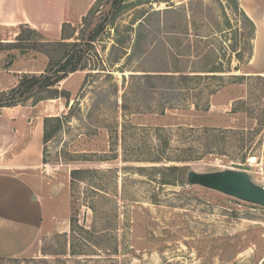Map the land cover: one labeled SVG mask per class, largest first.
Here are the masks:
<instances>
[{
  "label": "rangeland",
  "instance_id": "1",
  "mask_svg": "<svg viewBox=\"0 0 264 264\" xmlns=\"http://www.w3.org/2000/svg\"><path fill=\"white\" fill-rule=\"evenodd\" d=\"M235 1L124 0L115 12L114 0H97L87 22L67 29L73 42L104 26L86 69L58 84L72 99L44 146L55 196L43 234L34 252L0 264H264V207L187 179L190 169L243 167L264 185V0H240L258 27L255 60L233 70L245 77L213 95L219 79L206 78L200 97L184 90L161 100L169 79L144 77L141 88L133 76L235 67L238 34L251 28ZM31 39L26 51L0 43V64L41 73L57 61V45ZM172 165L185 177L164 183ZM78 168L92 169L88 180L72 181Z\"/></svg>",
  "mask_w": 264,
  "mask_h": 264
},
{
  "label": "crops",
  "instance_id": "2",
  "mask_svg": "<svg viewBox=\"0 0 264 264\" xmlns=\"http://www.w3.org/2000/svg\"><path fill=\"white\" fill-rule=\"evenodd\" d=\"M96 1L0 0V43L15 42L23 25L37 30L44 41L62 40L64 24L76 27ZM11 29L17 30L8 36ZM255 55L254 51L252 61ZM27 72L0 64L1 76L9 79L5 84L0 81V92L16 86ZM67 105V99L56 97L0 108V258L34 252L43 234L46 201L55 196L42 174L46 166L44 120L58 116L57 111Z\"/></svg>",
  "mask_w": 264,
  "mask_h": 264
},
{
  "label": "trees",
  "instance_id": "3",
  "mask_svg": "<svg viewBox=\"0 0 264 264\" xmlns=\"http://www.w3.org/2000/svg\"><path fill=\"white\" fill-rule=\"evenodd\" d=\"M124 0H114L116 4L115 12L120 9L123 5ZM235 8L236 14H238V20L246 25L249 23L250 30L246 31L243 30L238 34L236 47L238 50L235 52V59L237 60L238 64L235 67H232L231 64L229 68H225L224 63L218 61L215 63L214 66L207 68L205 70H192V71H185V70H168V72L163 74H151L145 73L137 77L136 85L141 88L144 86L139 82L141 78H153L158 76L160 78L169 79L171 82L170 86H166L165 88L161 89L162 99L169 98L168 94L176 93L177 95H182V91L187 90L188 94L192 91H196L195 96H202L204 89L200 88V83L205 80L206 78H213L219 79V84L214 89L209 91L210 95H213L215 92L219 91L222 87H224L226 83V79L229 78H240L245 77V74L239 75L234 74V68L238 71L241 69V65L248 64L253 55H254V39L256 38V24L253 19L247 14V12L242 8L240 4V0L235 1L233 5ZM95 8L94 6L91 8L89 13L83 18V22H87L89 15L93 12ZM171 8H166V10H170ZM228 18V17H227ZM229 21V20H228ZM244 21V23H243ZM230 22V21H229ZM247 23V24H246ZM104 26H98L96 29L93 30V33L89 36H80L73 42L66 41L67 38H71L72 36H67L66 32L68 28H72L71 25L64 24L63 31H64V38L59 41H50V44L57 45L59 49V54L57 61L51 64L44 72L41 73H33L27 72L22 73L20 75V80L16 86L13 88L0 92V108L6 106H16L19 104L25 103V101L34 98V102H39L44 99L48 98H56V97H64L68 101V105L71 101V93L67 90L60 89L58 84L68 77L70 73L77 72L79 70L86 69V60L89 52L93 48V42L96 40L97 36H99L103 30ZM74 28V27H73ZM248 28V27H246ZM22 31L19 33L18 38L15 42L9 43L14 48H20L23 51H26V43L28 42L31 45L30 40L32 35L40 36V39H44L42 34H40L37 30L32 29L30 27H26L25 25L21 26ZM26 35H24L25 33ZM239 35L241 37L239 38ZM43 41V40H41ZM37 42V41H36ZM37 44V43H36ZM42 43L38 42L40 46ZM39 46H34V49L40 50ZM46 46V45H44ZM241 46V47H240ZM42 48V47H41ZM50 58L51 51L49 52ZM118 60V59H117ZM86 63V64H85ZM216 64H219L216 66ZM228 76V77H226ZM263 77V75H259ZM235 82V81H233ZM199 89V90H198ZM48 92L49 94H45ZM162 104V103H161ZM196 107L200 106V103H194ZM172 108L175 107L174 105L171 106ZM72 109V108H71ZM70 109V111H71ZM68 115H65L66 117ZM63 117L61 116H48L44 120V144L47 142L61 130L63 124ZM170 171H172L173 178L169 179L170 181H164V183H174L177 180L183 181L182 177H185L184 171L186 167H180L178 165H172L167 167ZM92 169H74L72 171V181L76 182L79 180H88ZM93 175V174H92ZM175 178V179H174ZM75 226V225H74Z\"/></svg>",
  "mask_w": 264,
  "mask_h": 264
},
{
  "label": "water",
  "instance_id": "4",
  "mask_svg": "<svg viewBox=\"0 0 264 264\" xmlns=\"http://www.w3.org/2000/svg\"><path fill=\"white\" fill-rule=\"evenodd\" d=\"M187 179L190 184L214 189L264 207V185L257 183L250 172L243 167L207 172L190 169Z\"/></svg>",
  "mask_w": 264,
  "mask_h": 264
}]
</instances>
